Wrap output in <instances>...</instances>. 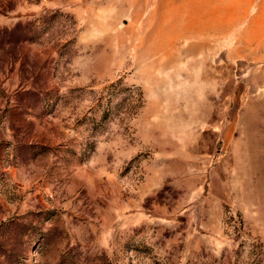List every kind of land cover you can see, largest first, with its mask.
I'll use <instances>...</instances> for the list:
<instances>
[{"label":"rangeland","instance_id":"374dc122","mask_svg":"<svg viewBox=\"0 0 264 264\" xmlns=\"http://www.w3.org/2000/svg\"><path fill=\"white\" fill-rule=\"evenodd\" d=\"M0 264H264V0H0Z\"/></svg>","mask_w":264,"mask_h":264}]
</instances>
